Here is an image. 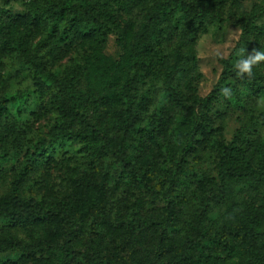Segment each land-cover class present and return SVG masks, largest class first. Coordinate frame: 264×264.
Listing matches in <instances>:
<instances>
[{
    "label": "trees",
    "instance_id": "obj_1",
    "mask_svg": "<svg viewBox=\"0 0 264 264\" xmlns=\"http://www.w3.org/2000/svg\"><path fill=\"white\" fill-rule=\"evenodd\" d=\"M236 2L31 0L22 14H8L0 2V54L16 56V73L28 75L34 86L0 100V254L16 255L0 264H237L236 249L244 253V264H264V208L249 212L238 227L227 224L225 213L215 221L206 217L210 204L219 208L229 200L225 185L242 178L232 166L264 184V139L256 145L257 167L248 169L240 164L248 144L235 139L225 146L217 138L213 109L222 88L198 107L191 99L198 78L196 38L223 21V11ZM257 19L242 22L222 75L223 88L233 81L260 98L264 61L251 76H238L233 68L241 56L262 51L258 37L264 28ZM21 26L25 33L17 31ZM38 30L44 36L32 45L29 33ZM109 36L119 51L116 59L86 54L81 66L54 69L43 59L61 60L85 42L102 45ZM230 89V102L243 103L244 96ZM31 102L42 104V117H53L33 134ZM100 105L99 131L85 113ZM77 142L83 165L73 158ZM205 149L222 152L216 178L185 174L188 159ZM173 152L167 186L157 190L148 178ZM60 167L65 177L47 187L40 174ZM201 185L210 201L198 199L191 213L178 200ZM203 242L215 252L200 255Z\"/></svg>",
    "mask_w": 264,
    "mask_h": 264
},
{
    "label": "rangeland",
    "instance_id": "obj_2",
    "mask_svg": "<svg viewBox=\"0 0 264 264\" xmlns=\"http://www.w3.org/2000/svg\"><path fill=\"white\" fill-rule=\"evenodd\" d=\"M31 0H0L1 8L8 14H22L27 11V6ZM76 1V0H75ZM237 2L232 5H228L223 11V21L215 22L206 31L201 32L195 41L193 46V55L196 60L198 78L194 87L192 100L195 101V106L198 107V102L205 99L213 93H217L220 88H223L227 82L223 78V64L230 57V54L235 49L237 43L240 40L242 34V22L251 20L254 16H257L256 26L264 28V0H236ZM17 31H26L25 27H19ZM29 39L32 41V45H35L38 40L44 36V32L41 30L33 31L29 33ZM258 40L261 41L262 51H264V35H260ZM88 55H101L110 57L112 59L118 58L119 51L115 45L114 37L109 36L107 40L101 45L95 41H88L77 47L76 50L68 53L63 59L58 60L55 58L44 57V61L48 64L49 68H56L57 66H68L76 63L82 65V60ZM41 56V53L39 54ZM55 55V54H53ZM18 58L8 56L7 54H0V100L7 97H13L14 95L25 92L27 90H33L34 86L25 74L21 75L16 73L20 67L18 65ZM22 72V71H21ZM24 73V72H22ZM264 76V69H263ZM230 88L239 92L244 96V102L231 103L230 97L223 96L214 105L215 111L218 112L216 117L215 126L219 128L217 138L226 146L233 142L235 139L238 142L248 144L244 146L245 153L240 156L241 165H247V168L252 170L257 167L258 157L256 154V145L260 144L264 139V96L257 98L250 95L243 85H238L233 81H230ZM222 85V87H221ZM238 95V99L240 97ZM31 102L30 107L35 110V113L30 119V132L45 130V127L52 123V116L42 117L45 114L42 112V104ZM104 110L103 105L97 106L96 111L94 108L88 109L85 113L90 123L95 126L97 130H103L101 120L98 118V110ZM107 109V108H106ZM95 111V112H94ZM103 113V112H102ZM213 113V112H212ZM178 120H182L178 117ZM105 129V128H104ZM109 130V129H108ZM184 130V129H183ZM110 131V130H109ZM114 131V130H113ZM244 136L238 139L239 133ZM235 140V141H236ZM242 144V143H241ZM82 149V143L77 142L73 147V157L77 164L83 165L86 160L78 153ZM222 152H208L207 149L203 150L199 154V157L191 156L188 159V165L185 169V174L191 172H200L201 175H206L213 179L216 178L215 163L217 158H220ZM176 157V153L166 155V163L163 159L160 161L162 165L161 171L156 173L151 179L148 178L150 186L157 190H164L167 186V179L165 174L168 173L170 167L173 165V159ZM165 158V156H164ZM169 159V161H168ZM59 168V167H58ZM236 176L241 175L242 178L238 179L234 177L228 185H225L226 196L231 203H227L229 200L225 199V205L219 208L213 207L210 204L206 208V217L215 221L220 215L225 213L227 217V224L229 226H242L245 222V217L249 212H252L258 207L264 208V184L259 186L256 182L246 178L247 173L239 169L236 164L232 166ZM65 170L60 171L57 168L46 172H42V177L46 178V186L59 185L64 175ZM59 181V182H58ZM227 182V181H226ZM224 182V184L226 183ZM228 190V191H227ZM178 196L182 198V191H178ZM186 199H179V204H186V209L189 212H194L198 207L196 202L198 199L201 201H210L208 195L204 190V187L194 186L188 192L185 193ZM194 202V203H193ZM155 209H162V204L156 203ZM185 209V210H186ZM191 209V211H190ZM231 216V217H228ZM219 222V221H218ZM214 231L213 227H208L206 232L211 234ZM190 234V233H189ZM216 248L210 242H203L198 247V253L202 256L213 254ZM240 249H236L237 255L235 256V262L237 264H244L246 258L244 253L240 252ZM15 252H6L0 254V262L7 259H15ZM223 264H232L230 261L225 260Z\"/></svg>",
    "mask_w": 264,
    "mask_h": 264
},
{
    "label": "clouds",
    "instance_id": "obj_3",
    "mask_svg": "<svg viewBox=\"0 0 264 264\" xmlns=\"http://www.w3.org/2000/svg\"><path fill=\"white\" fill-rule=\"evenodd\" d=\"M262 61H264V51H258L254 49L251 54L241 56L239 59H237L233 65V68L238 76H251L253 73V68ZM221 92L225 97L231 96V89L228 87L222 88Z\"/></svg>",
    "mask_w": 264,
    "mask_h": 264
}]
</instances>
